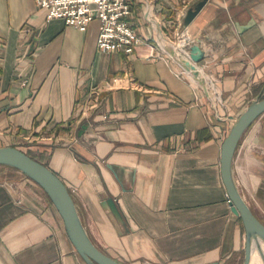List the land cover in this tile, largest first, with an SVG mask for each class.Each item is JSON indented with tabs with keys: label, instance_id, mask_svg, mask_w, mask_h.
Wrapping results in <instances>:
<instances>
[{
	"label": "crops",
	"instance_id": "crops-1",
	"mask_svg": "<svg viewBox=\"0 0 264 264\" xmlns=\"http://www.w3.org/2000/svg\"><path fill=\"white\" fill-rule=\"evenodd\" d=\"M129 1L142 36L131 54L98 47V19L81 30L46 20L35 0H0V146L58 174L90 237L126 264H242L245 227L221 147L264 95V0H208L182 24L183 0ZM182 30L205 51L204 77L181 73L164 51ZM96 85L99 103L88 108ZM2 165L0 264H88L44 189ZM233 174L264 222V113L243 134Z\"/></svg>",
	"mask_w": 264,
	"mask_h": 264
},
{
	"label": "water",
	"instance_id": "water-1",
	"mask_svg": "<svg viewBox=\"0 0 264 264\" xmlns=\"http://www.w3.org/2000/svg\"><path fill=\"white\" fill-rule=\"evenodd\" d=\"M207 1L199 0L189 8L185 16L186 23L192 21ZM254 22V20H250L247 24L237 23L238 31L243 32ZM189 50L193 61L186 60V62L191 68L196 69V63L204 58L205 51L198 43H192L189 46ZM194 74L198 75L197 70H194ZM263 113L264 95H259L236 117L221 147L222 178L230 198L232 210L235 214L241 216L245 227L246 236L242 264H251L255 250L258 251L262 264H264V248L262 245L264 242V222L254 213L238 188L233 174V161L243 134ZM85 127L86 125H83V128ZM0 164L21 170L44 189L62 216L70 240L88 264H126L105 252L90 237L81 219L71 190L62 178L46 163L34 158L18 146L2 145L0 146Z\"/></svg>",
	"mask_w": 264,
	"mask_h": 264
},
{
	"label": "built area",
	"instance_id": "built-area-1",
	"mask_svg": "<svg viewBox=\"0 0 264 264\" xmlns=\"http://www.w3.org/2000/svg\"><path fill=\"white\" fill-rule=\"evenodd\" d=\"M37 5L46 10V20L62 18L67 24L85 30L94 18L101 20L97 38L98 47L106 51H122L131 54L137 44L142 41V36L131 26L127 17L132 13L129 0H35ZM193 0H183L179 11L180 23L187 14ZM186 60H192L189 46L194 42L186 30H182L177 40L172 41ZM181 45H178L181 43ZM162 46V45H161ZM164 49V48H163ZM164 51L175 61L174 55ZM181 73L189 74L187 66L177 61ZM197 65V63H196ZM102 86H93L90 94L94 101L87 107L94 108L99 103V93Z\"/></svg>",
	"mask_w": 264,
	"mask_h": 264
},
{
	"label": "bare ground",
	"instance_id": "bare-ground-1",
	"mask_svg": "<svg viewBox=\"0 0 264 264\" xmlns=\"http://www.w3.org/2000/svg\"><path fill=\"white\" fill-rule=\"evenodd\" d=\"M162 42H163V46H164V48L165 49H167L171 54H173L174 56H176L177 57V59L182 63V64H184L185 66H187V69L190 71V72H192V73H194V70H197L198 71V73H199V75L201 76V77H204V75H203V73L201 72V70L199 69V68H197L196 67V69H193V68H191L190 66H189V64H187V62L185 61V59H184V57L180 54V53H178L177 51H176V49L173 47V43H168V42H165V41H163L162 40ZM182 43V42H181ZM162 45V44H161ZM162 46V47H163ZM175 47H176V45H175ZM199 78V77H198ZM262 245H263V248H264V242L262 243ZM255 255H258V251L257 250H255L254 251V253H253V255H252V261L254 260V256ZM260 256V255H259ZM252 261H251V264H252Z\"/></svg>",
	"mask_w": 264,
	"mask_h": 264
},
{
	"label": "rangeland",
	"instance_id": "rangeland-1",
	"mask_svg": "<svg viewBox=\"0 0 264 264\" xmlns=\"http://www.w3.org/2000/svg\"><path fill=\"white\" fill-rule=\"evenodd\" d=\"M95 19H98L99 20V24H100V22H101V20L99 19V18H95ZM176 64H178V63H176ZM179 65V64H178ZM189 71V70H188ZM189 73L191 74V75H193L194 76V73H192V72H190L189 71ZM204 75V74H203ZM2 166H7V165H2ZM43 192H44V194H45V196H47V194L45 193V191L43 190ZM48 198V197H47Z\"/></svg>",
	"mask_w": 264,
	"mask_h": 264
},
{
	"label": "trees",
	"instance_id": "trees-1",
	"mask_svg": "<svg viewBox=\"0 0 264 264\" xmlns=\"http://www.w3.org/2000/svg\"><path fill=\"white\" fill-rule=\"evenodd\" d=\"M31 156H33L34 158H37V159H39V160H41L40 158H38V157H36L34 154H32V153H30V152H28ZM47 194V193H46ZM48 195V194H47ZM49 197V196H48ZM49 199H50V197H49ZM51 200V199H50Z\"/></svg>",
	"mask_w": 264,
	"mask_h": 264
}]
</instances>
